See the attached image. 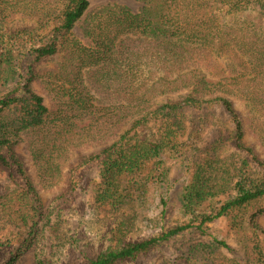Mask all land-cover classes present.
<instances>
[{
	"label": "trees",
	"instance_id": "obj_1",
	"mask_svg": "<svg viewBox=\"0 0 264 264\" xmlns=\"http://www.w3.org/2000/svg\"><path fill=\"white\" fill-rule=\"evenodd\" d=\"M136 1L137 12L109 6L96 13L85 30L86 46L75 28L88 13L89 0H0V174L16 184V168L25 184L0 197V212L20 231L28 227L24 231L32 234L37 225L30 199L36 191L14 151L23 136L30 137L34 161L55 172L77 140L107 144L84 164L99 166L94 210L116 222L107 251L86 264L136 259L188 230L205 235L222 217L230 219L232 230L248 223L255 232L264 216V163L244 146V122L232 102L245 94L246 107L264 109V23L249 14L258 9L264 15V0ZM18 18L52 29L47 35L10 33ZM61 50L64 62L57 68H35ZM230 52L248 57L255 76L214 82L199 69L201 61ZM85 73L101 100L88 89ZM35 82L50 96L56 92V108L50 110L33 91ZM162 96L167 100L160 102ZM215 112L222 115L216 122ZM85 120L95 123L77 134L75 122ZM210 125L214 130L202 145ZM223 148L233 154L222 158ZM170 163L188 174L182 203L194 219L167 230L161 221L165 209L161 216L156 212L167 206ZM137 231L151 237L127 242ZM208 247L228 248L219 240ZM193 252L179 257L198 260ZM252 254L264 264V239L254 243ZM37 263L45 264L41 256Z\"/></svg>",
	"mask_w": 264,
	"mask_h": 264
},
{
	"label": "rangeland",
	"instance_id": "obj_2",
	"mask_svg": "<svg viewBox=\"0 0 264 264\" xmlns=\"http://www.w3.org/2000/svg\"><path fill=\"white\" fill-rule=\"evenodd\" d=\"M89 2L88 13L75 28V35L86 46L89 45L90 40L86 38L85 30L96 13L109 6H125L135 12L141 8L136 0H89ZM249 14L257 17L262 24L264 23V15L260 14L258 9ZM38 25L35 20L18 18L8 28L10 33L17 30H33L40 35H47L52 29H40ZM64 54L61 50L57 56L42 60L41 63L35 65V68L55 69L64 62ZM199 69L214 82L220 80L231 82L235 77H239V80H246L255 76L253 72L250 73L249 58L240 52L225 53L222 57L213 56L212 60L201 61ZM86 74L84 76L88 89L101 100L100 93L95 92L96 89L92 86L91 75ZM31 86L33 91L44 97L45 104L50 110L56 108L52 102V97L54 99L57 95L56 92L51 93L52 96H50L47 89L37 82ZM11 91H13L12 88L4 94L7 95ZM244 95L240 94L232 99L238 115L244 122L243 144L246 148L253 149L257 160L264 163V109L256 112L246 107L241 99ZM175 98L177 97L174 96L172 99ZM165 100H167L165 96L159 97L160 102ZM215 114L216 122L222 115L220 112H215ZM219 122H225V119H220ZM94 123L91 120L77 121L75 132L80 134ZM213 130V125L206 127L203 136L205 142L202 145L209 141V135ZM146 133L150 132L146 131ZM30 141V137L23 136L18 140L14 151L36 191V194L30 195V199L38 212L37 225L32 234L24 231L25 228L29 229L28 227H22L20 231L15 223L0 212V264H38L37 256H41L45 264H86L95 260L109 248V232L116 221L94 210V194L99 180V166L97 163L84 164V162L99 154L108 145L103 143L99 146L87 145L85 139L77 140L61 160L60 171L55 172L34 161L29 147ZM232 154L233 150L223 148L220 156L225 159ZM244 155L249 158L252 166L258 169V165L252 161V158L246 153ZM170 167V184L165 196L167 206L166 208L160 206L156 212V215H160V212L165 209L161 221L167 230L189 223L194 219L185 214L182 203V192L187 184L188 174L183 172L178 164L170 163ZM13 170L16 184L24 186V181L17 174L16 168ZM16 184L12 185L4 175L0 174V197L11 187L17 186ZM198 211L207 210L199 208ZM257 222L259 228L255 232L250 229L248 223H245L244 228L232 230L230 219L222 217L207 226L205 235L197 229H191L169 242L140 254L136 259L118 264H258L252 254V249L255 242L260 243L264 239V216L259 217ZM150 237L149 232L137 231L127 238V242H139ZM215 240L224 241L228 248L208 247ZM199 244H205L206 247L201 248ZM193 249H196V252H193L191 257L198 253V260L179 257L183 253L190 254Z\"/></svg>",
	"mask_w": 264,
	"mask_h": 264
}]
</instances>
